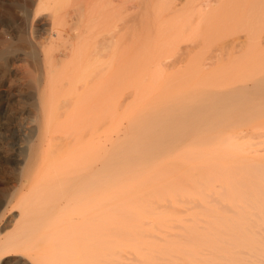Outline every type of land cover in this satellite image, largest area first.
<instances>
[{
  "label": "bare ground",
  "instance_id": "1",
  "mask_svg": "<svg viewBox=\"0 0 264 264\" xmlns=\"http://www.w3.org/2000/svg\"><path fill=\"white\" fill-rule=\"evenodd\" d=\"M6 2L29 21H50L42 4L35 10V0H0ZM132 9L152 27L158 23L159 38L150 43L159 48H149L144 78L133 87L138 113L126 129L115 127L103 191L87 200L83 177L68 176L80 154L64 160L59 178L40 192L31 184L12 207L17 214L6 219L23 190L12 186L0 202V264H264V139L247 136L255 121L256 139L264 138L259 103L252 111V102L264 95V78L257 69L246 80L243 54L233 56L238 48L217 63L205 57L210 48L187 65L175 63L178 54L199 45L264 30V0H132ZM16 11L0 7L14 23ZM186 42L191 45L181 47ZM19 45L0 40V68L9 66ZM25 151L31 171L35 147ZM30 181L23 179L22 187Z\"/></svg>",
  "mask_w": 264,
  "mask_h": 264
},
{
  "label": "rangeland",
  "instance_id": "2",
  "mask_svg": "<svg viewBox=\"0 0 264 264\" xmlns=\"http://www.w3.org/2000/svg\"><path fill=\"white\" fill-rule=\"evenodd\" d=\"M34 3L36 11L44 8L51 13L49 23L43 18L29 21L22 10L7 2L0 4L5 11L18 10L16 23L0 13V40L11 39L21 44V49L11 56L9 66L0 68V202L6 200L7 192L12 193V186L18 184L23 189L8 206L6 219L17 214L12 207L30 191L31 184L40 192L39 187L59 178L63 163L77 160V154L81 162L69 165L68 176L83 177L81 183L88 187L81 190L85 199L99 196L103 191L100 182L104 163L115 152V127L126 129L129 120L138 113L133 87L144 78L149 48H159L150 43L159 38L158 23L153 28L144 14L133 11L132 0H35ZM88 10L93 13L88 14ZM234 38L238 42L231 43ZM222 42L214 47L199 45L191 54H175L178 56L175 63L187 65L192 57L207 51L206 48H210L205 56L209 57V63H217L227 51L233 54L238 48L233 56L243 54L246 80L257 69L259 77L264 78V30L256 29L253 34L243 31ZM187 45L191 42L182 43L181 47ZM254 46L257 51L251 52ZM31 52L36 58H30ZM211 56L215 59H210ZM257 103L264 123V95L252 102V111ZM256 126L254 121L247 128L248 139L253 137L254 142L264 139H256ZM31 145L35 147V157L29 171L25 150ZM27 177L31 183L23 188L22 181ZM70 193L68 199L72 198ZM1 223L0 227L5 220ZM13 229H8L7 235Z\"/></svg>",
  "mask_w": 264,
  "mask_h": 264
}]
</instances>
